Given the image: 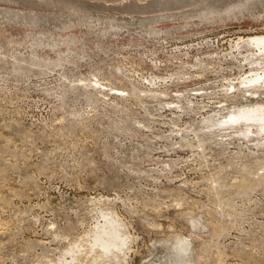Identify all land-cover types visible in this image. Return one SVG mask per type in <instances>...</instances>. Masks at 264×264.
Returning a JSON list of instances; mask_svg holds the SVG:
<instances>
[{
  "label": "rangeland",
  "instance_id": "rangeland-1",
  "mask_svg": "<svg viewBox=\"0 0 264 264\" xmlns=\"http://www.w3.org/2000/svg\"><path fill=\"white\" fill-rule=\"evenodd\" d=\"M257 33L264 0H0V264H105L102 214L110 264H264V139L220 125Z\"/></svg>",
  "mask_w": 264,
  "mask_h": 264
},
{
  "label": "bare ground",
  "instance_id": "bare-ground-1",
  "mask_svg": "<svg viewBox=\"0 0 264 264\" xmlns=\"http://www.w3.org/2000/svg\"><path fill=\"white\" fill-rule=\"evenodd\" d=\"M233 46L237 48L247 46L246 48H248L247 50L249 51V54L247 53V57L245 59H248L247 64L250 65V74L242 77L238 85L230 82L228 87H231V92L242 88L248 93V96L257 97L259 93L258 89L264 86V33L240 36L234 41ZM99 84L101 85L102 83ZM229 88H227V91ZM227 116L228 119H225L220 123V125L223 127L226 126V128H229L233 126H241L239 130L243 132L247 138L251 137L260 140L264 139V103L260 104L257 102L254 105L239 106L236 110L229 111ZM101 217L103 222L94 226L93 234L91 233L92 236H90L91 239L89 242H86L89 243L88 248L90 252L92 251L96 253L94 260L100 258L105 260L103 263L106 262L110 264L112 258H116L117 256L120 257L118 253L121 252L123 245H125L124 243L126 237H124V233H122V230H120L121 227L119 228V223H117L118 221H116L112 215L110 217L108 214H102ZM76 249H78V247ZM72 251L73 248H69L66 252H71L72 255ZM73 252L75 253V250ZM71 258L73 259V256ZM60 260L59 262H61ZM64 260L66 259H63V261ZM67 262L65 264H67Z\"/></svg>",
  "mask_w": 264,
  "mask_h": 264
}]
</instances>
